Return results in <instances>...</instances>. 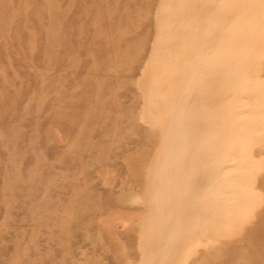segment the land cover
Wrapping results in <instances>:
<instances>
[{"label":"rangeland","instance_id":"1","mask_svg":"<svg viewBox=\"0 0 264 264\" xmlns=\"http://www.w3.org/2000/svg\"><path fill=\"white\" fill-rule=\"evenodd\" d=\"M0 264H264V0H0Z\"/></svg>","mask_w":264,"mask_h":264},{"label":"bare ground","instance_id":"2","mask_svg":"<svg viewBox=\"0 0 264 264\" xmlns=\"http://www.w3.org/2000/svg\"><path fill=\"white\" fill-rule=\"evenodd\" d=\"M186 166V165H185ZM188 166V165H187ZM193 181V180H192ZM152 194V193H151ZM181 203V202H180ZM190 206V205H189Z\"/></svg>","mask_w":264,"mask_h":264}]
</instances>
